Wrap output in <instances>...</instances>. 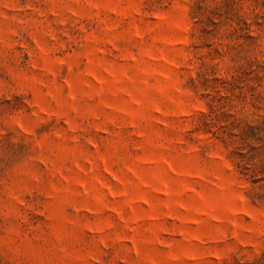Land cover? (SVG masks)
I'll return each mask as SVG.
<instances>
[{
	"label": "rangeland",
	"instance_id": "rangeland-1",
	"mask_svg": "<svg viewBox=\"0 0 264 264\" xmlns=\"http://www.w3.org/2000/svg\"><path fill=\"white\" fill-rule=\"evenodd\" d=\"M0 264H264V0H0Z\"/></svg>",
	"mask_w": 264,
	"mask_h": 264
}]
</instances>
